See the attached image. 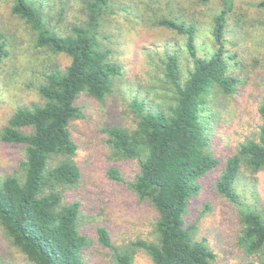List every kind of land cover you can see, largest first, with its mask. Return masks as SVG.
<instances>
[{
    "label": "trees",
    "instance_id": "trees-1",
    "mask_svg": "<svg viewBox=\"0 0 264 264\" xmlns=\"http://www.w3.org/2000/svg\"><path fill=\"white\" fill-rule=\"evenodd\" d=\"M109 0H88L87 20L73 25L68 34L50 28L41 9L29 0H16L12 12L35 33L36 47H47L70 57L64 68L55 67L36 86L39 101L17 107L0 131L4 143L19 145L24 157L13 173L0 179V230L31 264H84L82 249L88 238L80 232V204L65 202L64 191L77 184L80 170L73 157L76 145L69 123L82 116L75 104L85 95L97 101L109 96L113 78L121 68L107 60L109 51L99 49L95 35ZM207 2L209 0H198ZM222 7L212 16L215 49L198 55L193 23L162 17L156 24L186 37L191 59L182 79L177 49L166 53L163 101L145 108L143 99H133L130 124L109 125L102 130L115 159L134 160L137 172L128 186L154 213L153 238H137L131 246L143 250L153 264H213L215 252L192 235L194 225L185 226L190 198L198 192V179L220 163L211 151L210 118L213 96L223 99L236 94L241 78L230 73L225 29L233 0H218ZM264 7V0L256 4ZM6 45L0 34V61ZM237 62L234 61V64ZM261 124L256 139L239 144L228 156L215 189L227 201L240 205L233 183L243 163L254 171L264 168V101L258 106ZM112 179L123 182L114 168ZM239 243L255 260L264 264V218L255 210L239 209ZM102 247L110 249L115 264H132L131 250L117 247L107 229H96Z\"/></svg>",
    "mask_w": 264,
    "mask_h": 264
},
{
    "label": "rangeland",
    "instance_id": "rangeland-1",
    "mask_svg": "<svg viewBox=\"0 0 264 264\" xmlns=\"http://www.w3.org/2000/svg\"><path fill=\"white\" fill-rule=\"evenodd\" d=\"M16 0H0V34L6 55L0 61V131L17 107L38 103L36 86L53 68H64L70 62L65 53L47 47H36L35 33L12 12ZM41 9L50 28L68 34L71 26L87 20L88 0H29ZM262 0H233L225 29L226 55L230 73L240 77L239 90L222 98L217 93L211 105V151L219 160L214 170L198 179L199 189L193 195L184 215L185 226L194 225L192 235L215 252L213 264H243L255 260L238 241L241 226L240 207L255 210L264 218V168L254 171L241 164L233 189L240 205L220 196L215 189L226 158L239 144L256 139L261 117L259 104L264 101V7ZM222 5L218 0H109L95 35L99 49L109 51L107 60L121 68L113 78L112 93L97 101L81 93L75 100L82 116L69 123L76 145L73 157L81 177L63 194L65 202L80 204V232L88 238L82 249L84 264H115L110 249L98 241L97 227L107 229L117 247L131 250L132 264H153L148 255L131 243L137 238H153L154 213L146 201H140L128 186L137 172L134 160L115 159L106 143L103 128L130 124L131 102L143 99L145 108L163 101L168 86L164 82L162 60L177 49L182 79L191 59L187 55L186 37L156 24L162 17L195 26L194 42L198 55H209L214 49L211 34L212 16ZM234 61L237 62L234 64ZM24 157L19 145L0 140V179L13 173ZM115 169L123 182L108 174ZM0 264H31L0 230Z\"/></svg>",
    "mask_w": 264,
    "mask_h": 264
}]
</instances>
